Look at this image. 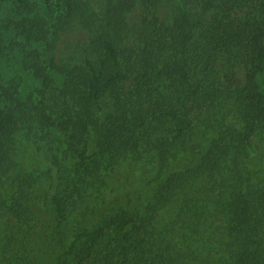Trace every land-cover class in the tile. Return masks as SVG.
Masks as SVG:
<instances>
[{
  "label": "trees",
  "instance_id": "obj_1",
  "mask_svg": "<svg viewBox=\"0 0 264 264\" xmlns=\"http://www.w3.org/2000/svg\"><path fill=\"white\" fill-rule=\"evenodd\" d=\"M105 6L0 0V181L13 169L23 132L52 184L57 223L50 232L58 245L56 261L48 263L194 264L211 216L204 210L210 194L197 188V176L207 175L209 191L225 187L229 196L215 264H264V184L250 186L247 160L252 137L264 134V0H105ZM79 34L88 41H78ZM237 71L242 80L234 82ZM55 92L59 110L49 101ZM197 109L215 119L234 113L238 121L214 129L199 172H169L167 165L200 138H213L187 133ZM125 162L138 173L148 169L157 192H142L143 208L116 206L106 200L119 191L114 185L103 204L91 203ZM37 180L20 179L17 190L0 196L19 222L0 225L4 264H36L30 246L42 232L33 207ZM154 207L178 216L181 243L155 237Z\"/></svg>",
  "mask_w": 264,
  "mask_h": 264
},
{
  "label": "rangeland",
  "instance_id": "obj_2",
  "mask_svg": "<svg viewBox=\"0 0 264 264\" xmlns=\"http://www.w3.org/2000/svg\"><path fill=\"white\" fill-rule=\"evenodd\" d=\"M41 3V0H36ZM93 6H95L96 10L103 11L105 9V0H92ZM77 36V35H76ZM75 36V39H76ZM78 41H88L85 39L84 35L77 36ZM84 46V45H81ZM242 80V73L237 71L236 76L233 78L234 82H239ZM54 94L58 96H53ZM51 102V106H59L61 103V98L59 93H51V97L49 99ZM59 102L57 104L56 102ZM61 108L58 107V110ZM220 116H227L225 119H215L206 111H202L197 109L194 113V120L191 124V130H188L187 133L191 135H195L198 133H208L207 135L213 136L215 134L214 129H218L219 127L224 128L226 121L233 122L234 120L238 121L237 116L234 113L225 111L218 113ZM202 118H210L211 125H207L208 122L202 120ZM46 132L42 130V134ZM23 133V132H22ZM22 133L19 136L18 144H17V153L13 155V159H10V165L13 166V169H8V171L4 174L5 180L0 181V196L7 190L10 193L17 190L20 186V179L23 180L28 177H35L38 180L33 184V187L36 188L35 193L38 196V203L34 204V213L41 218L42 232L40 234H35L32 236V243L30 248V257L34 258L36 264H49L48 260L56 261L57 250L56 246L58 243L54 239L51 234V225L57 223V215L51 204L50 200V188L52 186L51 179L47 174L46 167L42 164L41 161L37 160L33 157V150L31 145H28ZM216 136V135H215ZM200 145H194L185 155L181 156L176 164H168L167 171L174 173H187V172H199L194 171L196 166L204 160L206 152L205 147L211 141L215 140V137L211 139H203L200 138ZM204 150V151H203ZM203 151V152H202ZM67 159L72 158V151L68 150L65 152ZM248 159L250 166L253 170L252 177L250 178V186H260L264 184V134H255L251 142L249 144L248 150ZM143 165V160H141ZM145 166V165H143ZM16 170V172H15ZM203 172V171H202ZM198 184L197 188L201 189V191L208 192L210 194V200L206 202L204 210L211 214V216L207 219L208 229L204 231V239H202V245H204L198 253V257L193 260L194 264H215L216 262V254L215 251L219 250L225 240V236L227 233V227L229 224L228 216L224 215V212L228 206V197L227 193H225V187H222L219 190H211L212 186L207 185L206 187L203 185V178L208 177L207 175L197 176ZM108 183L111 186L104 187L98 194L93 195V199L91 203L95 204H103L105 199L107 198V194L111 192L113 189L112 186L116 185L115 188H118L119 191L107 198L106 200L110 201L118 205H128L133 208L140 207L143 208L141 202H145V196H142V192L145 194H150L151 189L157 192V182H151V173L148 169H144L142 172L138 173L134 167H132L128 162L117 169L111 176L107 177ZM206 183V182H205ZM155 184V186H154ZM119 185V186H118ZM181 187V186H180ZM145 204V203H143ZM105 205V204H104ZM101 207V210H106L108 205L105 207ZM129 206V205H128ZM6 209L0 203V225L2 227H7L8 224L16 226L18 222V218L11 215V217L5 211ZM224 211L223 213L221 211ZM102 211V212H103ZM102 212L97 214L91 221L93 224L100 220L102 216ZM152 215V224L156 225V229H154L155 237L157 239L162 238L164 240H170L172 242H176V240L181 243V239L183 238L182 232L179 229L178 224V216L172 214L170 209H162L155 211V207L150 211ZM74 216L71 218L73 219ZM158 226V227H157ZM163 228V232H162ZM264 230V226H263ZM48 232V234H47ZM153 239H155L153 237ZM0 264H4L3 261H0Z\"/></svg>",
  "mask_w": 264,
  "mask_h": 264
}]
</instances>
